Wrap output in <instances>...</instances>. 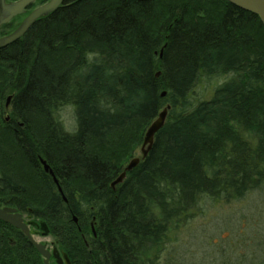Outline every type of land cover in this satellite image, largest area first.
Returning <instances> with one entry per match:
<instances>
[{
	"label": "trees",
	"instance_id": "1",
	"mask_svg": "<svg viewBox=\"0 0 264 264\" xmlns=\"http://www.w3.org/2000/svg\"><path fill=\"white\" fill-rule=\"evenodd\" d=\"M224 76L193 101L202 80ZM66 106L74 134L57 121ZM167 106L148 156L112 188ZM0 131L42 193L5 173L0 145V208L46 223L72 264H159L171 228L202 203L264 192V26L227 0H65L0 48ZM0 264L44 262L0 222Z\"/></svg>",
	"mask_w": 264,
	"mask_h": 264
},
{
	"label": "rangeland",
	"instance_id": "2",
	"mask_svg": "<svg viewBox=\"0 0 264 264\" xmlns=\"http://www.w3.org/2000/svg\"><path fill=\"white\" fill-rule=\"evenodd\" d=\"M40 6V4L36 5L35 9ZM26 17V15L19 16L16 30ZM5 37L7 36H2L0 33V40ZM228 79L230 76L202 80L194 89L193 101L209 100L214 89ZM6 102L7 100L5 105ZM5 112L4 121L7 115L11 120V111L5 108ZM57 121L63 131L74 134L77 130L75 107L62 108ZM6 123L5 121L3 125ZM0 145L2 152L8 155L6 158L2 155L5 173L21 183L31 196L39 198L42 193H39L41 189L39 190L34 184L32 170L23 160L18 161L13 158V162L9 156L6 136L2 131H0ZM142 146L143 144L135 150L133 157L124 168L135 158L143 159ZM41 169L44 171L42 164ZM24 216L26 221L34 220L29 214L25 213ZM36 240L51 251L53 249L59 251L51 235L46 238L39 235ZM160 250L159 264H264V192H249L242 199L233 202L202 203L191 218L171 228ZM51 264H55L54 259L51 260Z\"/></svg>",
	"mask_w": 264,
	"mask_h": 264
},
{
	"label": "water",
	"instance_id": "3",
	"mask_svg": "<svg viewBox=\"0 0 264 264\" xmlns=\"http://www.w3.org/2000/svg\"><path fill=\"white\" fill-rule=\"evenodd\" d=\"M38 1L39 0H19L13 3H7L6 0H0V27L9 24L13 19L19 16L25 15L28 9ZM227 1L230 4L238 7L239 9L257 16L264 26V0ZM64 2L65 0H50L49 2L34 9L25 18L23 23L13 34L0 40V48L8 47L14 44L15 42L19 41L26 35V33L35 24L36 21L56 12L64 4ZM159 75L160 74H158L157 76ZM165 96L166 93L164 92L162 94V98H164ZM12 99V95L7 98L5 108L8 111L10 110ZM170 109V106L164 108L159 114L158 118L148 128L141 149L143 159L148 156L154 146L157 134L164 128ZM5 121L7 123L10 121L9 115H7ZM140 161V158H135L134 160H132L125 167L124 172L113 182L112 188H115L117 185L122 184L123 181L126 179L127 173L135 169L140 164ZM40 163L44 167V172L53 178V181L56 184L59 193L63 196L64 201L67 202L65 196L63 195V190L60 187L59 181L55 177L53 170L50 168V166L45 160L40 159ZM0 222L8 224L16 230L21 231L27 237L29 242L36 248L39 255L44 259V264H51V259H55L58 264H72L65 253L60 254L57 249H53L51 251L47 248V246L36 240V237H38L39 235L44 238L49 236L50 232L46 223H37L34 220L26 221L25 216L21 213H18V211L13 208H0ZM74 222H78L76 217H74ZM33 227H38L40 229V232L32 229Z\"/></svg>",
	"mask_w": 264,
	"mask_h": 264
},
{
	"label": "flooded vegetation",
	"instance_id": "4",
	"mask_svg": "<svg viewBox=\"0 0 264 264\" xmlns=\"http://www.w3.org/2000/svg\"><path fill=\"white\" fill-rule=\"evenodd\" d=\"M32 229L36 230V231H39L40 232V229L38 227H33ZM52 260V259H51ZM54 262L55 264H58L57 261L54 259Z\"/></svg>",
	"mask_w": 264,
	"mask_h": 264
},
{
	"label": "bare ground",
	"instance_id": "5",
	"mask_svg": "<svg viewBox=\"0 0 264 264\" xmlns=\"http://www.w3.org/2000/svg\"><path fill=\"white\" fill-rule=\"evenodd\" d=\"M133 160H134V159H133ZM131 161H132V160H131ZM140 162H141V161H140ZM123 172H124V171H123ZM123 172H122V173H123ZM120 175H121V174H120ZM112 184H113V183H112ZM111 187H112V185H111ZM18 213H19V212H18Z\"/></svg>",
	"mask_w": 264,
	"mask_h": 264
}]
</instances>
